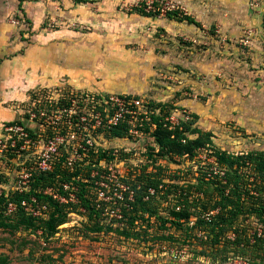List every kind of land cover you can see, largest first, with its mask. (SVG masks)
<instances>
[{
    "label": "rangeland",
    "instance_id": "1",
    "mask_svg": "<svg viewBox=\"0 0 264 264\" xmlns=\"http://www.w3.org/2000/svg\"><path fill=\"white\" fill-rule=\"evenodd\" d=\"M145 1H120L116 6L80 4L77 12L60 0H0V12L8 13L4 22L11 26L14 39L28 44L63 42L70 34L77 39L87 38L93 48V62L99 57L103 66L104 58L108 60L107 71L100 78L110 88L108 92H86L108 94L118 89L137 94L165 104L166 113L173 112L179 121L185 115L196 114L194 126L207 125L215 133L216 145L230 152L254 148L257 141L264 145V132L243 133L227 112L230 97L264 87V0L258 10L251 7L249 0H163L179 7L176 17L137 14L134 8ZM184 15H190L198 24L178 20ZM79 16L87 17L91 23L78 22ZM150 17L156 20L151 21ZM254 31L257 38L253 36L252 42H240L242 38L249 39ZM56 89L36 90L56 94ZM215 105L224 110L222 116L214 114ZM85 106L89 108L90 103ZM96 145L106 151L109 159L97 164L102 175L91 183L88 180L85 194L101 209L94 219L101 225L112 222V227L119 228L93 231V222L81 207L71 209L66 222L58 225L52 235L39 227L0 228V264H264V244L243 248L227 243L233 239L227 237L220 250L201 254L204 247L196 237H202L203 232H187L170 223L179 187L167 186V177L186 179L189 172L194 175L199 167L214 166L205 149L198 150L192 159L174 157L171 161L156 155L157 146L148 134L132 139L109 132L100 134ZM21 162V158L8 162L7 173L5 165L0 167L4 172L1 189H12L22 179L27 163ZM156 165H161L158 173L163 183L158 186L152 207L144 213L128 211L124 221H116L121 217L123 204L113 207V203L121 193L127 191L130 196L132 182L142 173H153ZM81 172L84 177L86 168ZM98 189L103 192L101 195ZM190 211L196 215L199 209ZM8 213L2 216L7 217ZM131 216H135L134 225L129 223ZM239 222L249 236L260 224L253 216H245ZM126 223L128 229L122 232Z\"/></svg>",
    "mask_w": 264,
    "mask_h": 264
},
{
    "label": "trees",
    "instance_id": "2",
    "mask_svg": "<svg viewBox=\"0 0 264 264\" xmlns=\"http://www.w3.org/2000/svg\"><path fill=\"white\" fill-rule=\"evenodd\" d=\"M135 10L147 16L156 15L153 12L146 11L142 3L137 5ZM166 15L176 17L177 11H168ZM178 20L198 24L190 15L181 16ZM36 96L38 95L35 91L31 94L28 102L34 100ZM150 106L160 109L158 112L155 111L151 114L154 127L148 133L153 139V144L157 146L156 155L167 157L171 161L174 157L192 159L198 150L206 149L218 167L224 170V175L219 177L218 174H215L211 168L205 165L199 167L194 175L189 172L186 179L180 176L167 177L169 180L167 186L179 187V194L175 195V204L170 211V223L175 228L185 229L187 232L191 229L201 230L203 232L202 237H196V239L204 249L211 250L210 252L203 249L200 251L201 254L220 250V245L224 243L223 241L227 237L229 238L232 231L233 239L227 243L230 242L236 246L241 245L243 248L246 246L257 247L264 244V234L257 235L254 233L249 236L244 225L239 224V220H242L245 216H253L259 223L264 224V150L228 152L215 145L212 132L194 126L198 118L196 114H192L189 120H181L178 125L173 126L164 121L165 104L150 101ZM23 115L27 118V113ZM14 123L21 124L16 121L6 124ZM124 129V125H121L111 129L109 133H112L113 136H121L124 135ZM145 130L149 132L148 127ZM65 154V152L62 154L63 157L60 162ZM84 159L87 160V163L82 160L81 164L79 163L73 171L60 167L61 163L57 162L51 171L32 173L28 192H19L10 188L7 191L2 190L0 193V228L14 230L19 227H39L48 235H52L58 225L66 222L71 209L81 207L87 212L89 220L93 222L91 227L93 231L102 229L107 231L117 230L119 227H112V222L110 225H101L98 219H94L95 216H99V210L101 209L97 203L93 202L92 198L85 194V187L89 184L88 180L91 183L95 178H98L91 177V171L98 168L99 161L109 159L106 151L99 148L97 151L91 149L88 152V157ZM156 166L153 173L150 171L147 174L142 173L136 181L132 182L130 185L132 188L130 191L133 192L131 199L129 198V192L126 191L124 194L122 193L121 198L117 199V202L113 203V207L120 203L123 204L120 211L121 217L116 221H124L131 212L144 213L152 207L159 193L158 186L160 182L163 183L158 173L161 165ZM84 167L86 172L84 177H81L83 176L81 175V169ZM61 182H72L77 186L78 189L75 191L76 203L72 201L58 202L41 192V189L45 186H58L59 184V192L68 199L69 194L67 191L62 190L60 187ZM149 189H154V192L150 194ZM30 196H35L38 200L47 202L49 208L45 218L34 217L23 209L20 201L29 199ZM9 203H12L15 208L7 214V217L2 216L3 213L8 211ZM178 206L179 209H176ZM190 208H197L199 211L195 215L190 211ZM128 211L129 213H127ZM194 215L196 219L192 225H189V221ZM134 217L129 218L130 224H136ZM122 228L124 229L122 232H125L128 229V224L126 223Z\"/></svg>",
    "mask_w": 264,
    "mask_h": 264
},
{
    "label": "built area",
    "instance_id": "3",
    "mask_svg": "<svg viewBox=\"0 0 264 264\" xmlns=\"http://www.w3.org/2000/svg\"><path fill=\"white\" fill-rule=\"evenodd\" d=\"M252 8L259 9L261 0H249ZM146 11L155 13L156 15H165L168 11H177L179 7L173 3L164 1L147 0L144 3ZM250 32H248L249 34ZM243 44H247V39L242 38ZM57 93L52 94L50 91L44 96L42 91H36V98L27 101L22 107V112L27 113V119L34 123V127H26L22 124H6L3 126V133L0 136V167L5 165V173L9 170L10 163L16 162V159L23 160L27 163L23 166L26 173L22 175V179L12 187L19 192L30 190V179L32 173L51 171L60 159V167L73 171L82 160L87 163L84 158L88 157V152L93 149L97 151L96 139L100 134L110 132L115 127L124 125L125 137L132 139L143 138L153 130L154 124L151 120V114L158 112L150 106V101L143 96L128 93H88L86 91H77L74 89L55 90ZM90 103V107L86 108L85 104ZM186 113V110H182ZM189 115H185L187 121ZM164 121L169 125H178L179 119L175 114L166 113ZM146 127L148 131L146 132ZM31 130V131H29ZM40 148V153L38 149ZM203 150V149H202ZM205 151H207L205 149ZM105 160L99 161V163ZM21 162V163H23ZM214 164L211 169L219 177L224 175V170L218 167L214 159L210 161ZM29 165V166H28ZM7 170V171H6ZM0 170V193L3 189ZM102 171L95 168L91 171V177H101ZM3 178V176H2ZM97 183V181H96ZM59 186V184H58ZM56 185H48L41 189L44 195L50 196L58 202H67L75 198L73 190H77V186H73L72 182H61L62 190L67 191L69 198H65ZM150 194L154 189L148 190ZM103 192L98 189V194ZM132 191L129 198H132ZM122 195V193H121ZM121 195L118 196L121 198ZM23 209L34 217L45 218L48 212V204L45 201L38 200L35 196L20 201ZM15 206L8 204V212L12 211ZM179 209V206L176 208ZM257 235L264 234V224L260 223L256 232ZM233 234L229 235L232 237Z\"/></svg>",
    "mask_w": 264,
    "mask_h": 264
},
{
    "label": "crops",
    "instance_id": "4",
    "mask_svg": "<svg viewBox=\"0 0 264 264\" xmlns=\"http://www.w3.org/2000/svg\"><path fill=\"white\" fill-rule=\"evenodd\" d=\"M60 1L73 6V9L79 12L78 7L80 4L89 6L98 4L101 6L114 3L113 6H116L120 1L126 2L127 0H84V3L76 2L75 0ZM171 1L178 3L182 0ZM6 14L8 16V13ZM137 14L140 15L141 13L138 12ZM5 15L0 12V136L3 133V126L9 122L16 121L26 127L35 126L33 122L24 117L22 107L25 106L31 94L39 89L70 86L80 91L106 90L108 92L110 87L106 86L100 78L107 71L106 62L108 60L106 61V58H104V67L100 64L101 60L99 57L93 62L92 44L87 38L78 37L79 39H77V37H72L70 34L69 38L63 42H52L43 46L28 44L26 41L14 39L11 34V26L4 22ZM78 18V22H83V24L91 23L86 21L87 17L79 16ZM150 20L155 21L156 19L150 17ZM255 33L256 31L249 36V39L247 38L248 44L253 41L254 37L257 38V36H254ZM95 67L96 69H94ZM242 78L244 77L242 76ZM111 89L113 88L111 87ZM117 90L110 92L128 93L124 90ZM238 101L240 102L238 103ZM227 107L228 118L235 121L238 129H241L243 133L254 132L259 135L264 132V87L248 90L247 95L245 93V95L239 94L235 98L233 96L230 97ZM213 110L217 116L224 114V110H221L220 107L217 108L216 105ZM199 128L204 131H210L207 125ZM210 132L215 134L214 131ZM213 138H215V135ZM256 145L258 146L247 149L244 152L264 150V147H262L264 145H261L260 141H257ZM216 146L225 150L224 147Z\"/></svg>",
    "mask_w": 264,
    "mask_h": 264
}]
</instances>
